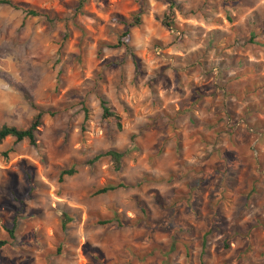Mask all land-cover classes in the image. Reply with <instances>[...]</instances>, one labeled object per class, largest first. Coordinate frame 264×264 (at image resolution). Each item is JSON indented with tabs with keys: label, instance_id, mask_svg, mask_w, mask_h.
Listing matches in <instances>:
<instances>
[{
	"label": "rangeland",
	"instance_id": "rangeland-1",
	"mask_svg": "<svg viewBox=\"0 0 264 264\" xmlns=\"http://www.w3.org/2000/svg\"><path fill=\"white\" fill-rule=\"evenodd\" d=\"M12 1L41 14L0 5V125H40L0 143V264H264V136L199 52L264 31V0H173L172 29L154 0Z\"/></svg>",
	"mask_w": 264,
	"mask_h": 264
},
{
	"label": "trees",
	"instance_id": "trees-1",
	"mask_svg": "<svg viewBox=\"0 0 264 264\" xmlns=\"http://www.w3.org/2000/svg\"><path fill=\"white\" fill-rule=\"evenodd\" d=\"M154 1H159V2H163L166 4V8L162 11L161 14V19H160V24L161 26H163L164 28H169L172 29L175 27L174 24V13L173 10H176V8H178L176 6V4L174 3L173 0H154ZM0 5H6L9 6L15 10H20L22 11L26 16H37L40 15L41 12L33 9V8H29L26 5L23 4H17L15 2H13L12 0H0ZM179 9V8H178ZM121 23L125 24L126 26L128 24L125 23V21H121ZM258 23H254L253 21L251 22V28L249 29L246 38H241L239 41L238 37L236 36V33H232L233 39L232 41H234V43H239L238 46L243 47L247 44H254L257 46H263L264 47V31L263 29L257 25ZM123 39H127V33H123L122 37L118 39L117 44L118 46H124L125 45V41ZM214 41L211 40L210 45L213 46ZM233 46V45H231ZM230 46V47H231ZM216 73H215V80H216V84L218 85V92L220 93L221 96L224 97V100L226 101V103L229 106V103L231 104V102H234L233 104H236V102H243L244 100H247L249 98V96H258L259 90L261 88H263V84L262 85H255L254 83L253 86H251V84L248 83V80L246 78V75L248 74V71H246L245 69L242 70H237L235 71V73H233V75H230L228 77H225V75L223 74L222 71L215 69ZM237 78L239 79H244L246 80L244 84L235 86L233 87V82L234 80H236ZM238 79V80H239ZM99 105H100V109H101V117L103 119L109 118L111 117L117 128H119V122H118V117L116 115H114L112 112H110L108 110V106L106 101L103 98H99ZM243 107V106H242ZM241 107V111L240 113H235L234 111H232L231 109L229 110L228 107L225 108V112H224V118L226 119V121L228 122L229 120L233 119L236 117L240 118L243 116H248L249 113H256L255 118H253L251 120L250 123V129L253 132H255L257 135L259 134V139L258 141H260L262 139V137L264 136V99L259 98L256 102L255 105H249L247 106V104L242 108ZM244 115H242V114ZM40 112H37L30 120L29 125L24 128V129H20V128H16L14 126H9V125H5L2 124L0 125V143L3 139L9 137L12 138L14 142H19L22 140H27L28 144L31 146H35V136L36 133L38 132L37 127L40 125ZM247 119V120H246ZM246 122L250 121V118H245ZM224 128H229L232 129L233 125L231 122V127L230 125L227 126V124L224 125ZM132 139L129 140V145L128 147H126L124 150L122 151H114V150H109L106 151L104 153V155L108 156L113 162H119L120 158L122 156H124L128 150H130L133 147V143L131 141ZM226 150H228L227 148H217L215 151L217 153H219V155L221 154V160L223 161H227L228 158H230L229 155L225 154V152H227ZM252 151V149L250 150ZM218 155V154H217ZM98 158V156H95L94 159ZM210 170H207V172H209ZM75 169H73L72 167L69 169H65L60 171L59 173V178L63 175H67V176H71L72 174H74ZM216 172V171H215ZM153 180V179H152ZM117 188H125V185L123 183H116V184H111L108 186H102L100 188H97L93 194L94 195H98V194H103L107 191H113ZM141 210V209H140ZM141 212H143L141 210ZM15 228V221L12 222L11 226L9 228L5 229V232L7 234V237L9 239H13V231ZM7 244V240L3 239L0 235V249ZM202 244H204L202 242ZM203 254V251H200L199 253V257ZM198 263L199 264H203V261L198 259Z\"/></svg>",
	"mask_w": 264,
	"mask_h": 264
},
{
	"label": "crops",
	"instance_id": "crops-1",
	"mask_svg": "<svg viewBox=\"0 0 264 264\" xmlns=\"http://www.w3.org/2000/svg\"><path fill=\"white\" fill-rule=\"evenodd\" d=\"M219 37H212V40L214 42H217ZM208 43V41H207ZM211 52L213 53L215 51V54L213 53V57L215 58L216 64H214L213 69H218L223 72L225 77H228L230 75H233L235 71L237 70H246L248 71V74L246 75V78L248 80V83H254L255 85H262L263 88L259 90L258 96H249L247 100H244L243 102H236V106H238V112H240V108L244 105H255L257 100L259 98L264 99V47L263 46H257L254 44H247L241 48H225L223 46H216L215 48L211 47L210 49L205 50H199V52ZM209 75V74H208ZM237 78L233 82V87L242 85L245 83L246 80ZM214 84L216 87V91H218V85L216 84V80H214ZM218 102L215 106H218V110L220 112H223V109L228 107V104L224 100V97L218 94ZM231 107V105H230ZM230 110V109H229ZM256 113L252 112L249 113L247 118L253 119L255 118ZM226 146V145H225Z\"/></svg>",
	"mask_w": 264,
	"mask_h": 264
}]
</instances>
